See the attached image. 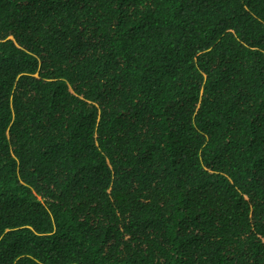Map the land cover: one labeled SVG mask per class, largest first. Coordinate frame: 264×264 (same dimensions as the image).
<instances>
[{
	"label": "trees",
	"instance_id": "1",
	"mask_svg": "<svg viewBox=\"0 0 264 264\" xmlns=\"http://www.w3.org/2000/svg\"><path fill=\"white\" fill-rule=\"evenodd\" d=\"M0 264H264V0H0Z\"/></svg>",
	"mask_w": 264,
	"mask_h": 264
}]
</instances>
